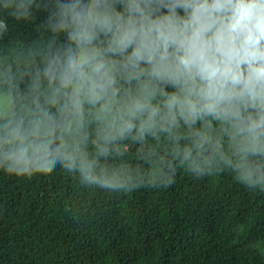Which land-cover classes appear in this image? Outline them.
<instances>
[{
  "label": "clouds",
  "instance_id": "9594fccd",
  "mask_svg": "<svg viewBox=\"0 0 264 264\" xmlns=\"http://www.w3.org/2000/svg\"><path fill=\"white\" fill-rule=\"evenodd\" d=\"M13 20L44 38L0 48V169L264 191V0H0V41Z\"/></svg>",
  "mask_w": 264,
  "mask_h": 264
},
{
  "label": "trees",
  "instance_id": "16d2710c",
  "mask_svg": "<svg viewBox=\"0 0 264 264\" xmlns=\"http://www.w3.org/2000/svg\"><path fill=\"white\" fill-rule=\"evenodd\" d=\"M11 26L0 48L44 38L34 23ZM0 264H264V191L227 169L198 178L178 168L169 185L129 191L81 185L59 167L0 169Z\"/></svg>",
  "mask_w": 264,
  "mask_h": 264
}]
</instances>
